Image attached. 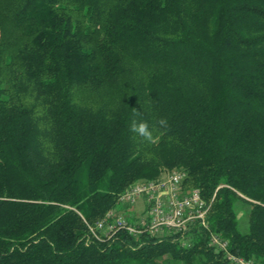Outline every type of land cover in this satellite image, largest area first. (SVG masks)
<instances>
[{"label": "trees", "instance_id": "trees-1", "mask_svg": "<svg viewBox=\"0 0 264 264\" xmlns=\"http://www.w3.org/2000/svg\"><path fill=\"white\" fill-rule=\"evenodd\" d=\"M172 169L264 264V0H0V264H230L203 229L88 234Z\"/></svg>", "mask_w": 264, "mask_h": 264}, {"label": "built area", "instance_id": "built-area-1", "mask_svg": "<svg viewBox=\"0 0 264 264\" xmlns=\"http://www.w3.org/2000/svg\"><path fill=\"white\" fill-rule=\"evenodd\" d=\"M185 178L184 171L174 170L164 178L133 184L118 197V204L133 210L140 203V211L134 210L125 216L119 210H111L93 225L85 222L88 234L99 242L112 239L120 231L135 238L146 236L161 240L172 237L173 242L189 247L190 233L203 229L209 233V248L221 253L227 262L254 264L230 253L228 241L210 231V205L198 190L184 188Z\"/></svg>", "mask_w": 264, "mask_h": 264}, {"label": "clouds", "instance_id": "clouds-1", "mask_svg": "<svg viewBox=\"0 0 264 264\" xmlns=\"http://www.w3.org/2000/svg\"><path fill=\"white\" fill-rule=\"evenodd\" d=\"M134 115L136 117H140L141 113L134 110ZM169 128L168 121L165 118H161L155 121V124L150 126V124L143 120L133 119L130 126L129 131L134 134V139L139 137L142 141L147 143H155L157 137L154 136V133L157 130H167Z\"/></svg>", "mask_w": 264, "mask_h": 264}, {"label": "rangeland", "instance_id": "rangeland-1", "mask_svg": "<svg viewBox=\"0 0 264 264\" xmlns=\"http://www.w3.org/2000/svg\"><path fill=\"white\" fill-rule=\"evenodd\" d=\"M174 170L175 169H172V170H163V173L164 172H166V173H164L160 178H164L165 176H167L169 173H171ZM136 205L137 206H135L133 208V210L132 209H129L128 210L127 208H125L123 206H120V205H118L117 207H118L119 212H123V214L125 216H129V215H131L132 211L134 212V210H135L136 213H138L140 211V208H141L140 203H137ZM244 211H246V209L244 207H240L239 208V212H238V221H239V224H240V227H241L242 230L245 229V216H244ZM194 264H199V263H194Z\"/></svg>", "mask_w": 264, "mask_h": 264}]
</instances>
